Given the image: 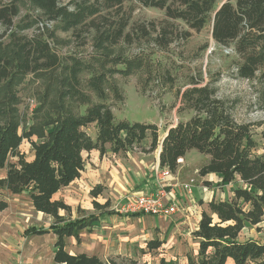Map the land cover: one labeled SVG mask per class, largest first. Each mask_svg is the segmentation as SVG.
<instances>
[{
	"label": "trees",
	"instance_id": "1",
	"mask_svg": "<svg viewBox=\"0 0 264 264\" xmlns=\"http://www.w3.org/2000/svg\"><path fill=\"white\" fill-rule=\"evenodd\" d=\"M18 1L6 0L0 5V169L6 167L4 177H0V212L8 206L1 196V191L7 190L12 194L25 193L34 211L51 216L53 221L47 228H35L33 232H50L55 236L52 261L56 264H149L119 254L105 259L86 253L70 254L65 249L66 238L73 237L79 242L81 232L90 231L100 215L113 210H107L108 200L99 203L93 199L94 212L71 219L70 206L54 198L80 176L84 169L83 152L96 149L104 154L109 149L124 153L149 138L150 151L160 146V167L174 173L177 160L194 149L207 158L198 169L199 176L213 173L222 184H234L229 198L211 199L207 209L201 211L197 228L192 232L198 243L197 252L186 256L187 264H226L229 259L233 264H264V241L241 236L245 227L258 230V225L264 223V151L254 152L256 143L250 137L251 124L238 122L213 87L193 80L181 93L182 107L192 115L168 127L160 144L156 124L114 121L106 102L109 83L103 71L85 82L97 99L91 103L90 97L80 89L79 75L87 66L77 58L60 64L58 55L44 38L49 22H57L61 30L69 31L89 20L96 27V45L102 46L124 36L132 9L109 29L101 30L93 19L103 11L121 9L124 2L137 3L163 11L166 24L154 28L161 46L170 41L168 31L178 29L175 24L169 30L168 25H173L169 21H180L186 26L178 30L183 38L191 30L199 32L209 26L213 41L231 48L235 54L236 77L261 83L264 82V0H28L40 14H25L16 20ZM34 27L37 32L28 36L25 32ZM58 67L63 70L58 107L61 109L63 99H74L86 104L83 113L60 111L46 132L32 126L19 131L17 85L28 74ZM110 88L119 98L118 88ZM88 125L95 126L94 137L85 131ZM33 136L39 141L33 140ZM261 138L264 143V131ZM23 139L30 144L29 160L18 150ZM10 158L15 161H9ZM101 192L102 186L94 185L89 194L96 198ZM162 243L155 238L148 240L145 247L151 251Z\"/></svg>",
	"mask_w": 264,
	"mask_h": 264
},
{
	"label": "rangeland",
	"instance_id": "2",
	"mask_svg": "<svg viewBox=\"0 0 264 264\" xmlns=\"http://www.w3.org/2000/svg\"><path fill=\"white\" fill-rule=\"evenodd\" d=\"M64 1L67 2V0ZM5 2L6 0H0V5ZM17 5L16 20L25 14L32 16L40 14V11L34 8L28 0H19ZM130 7L132 12L128 26L124 29V36L103 43L102 46L96 45V27L91 25L89 20L75 30L69 31L61 30L57 22L48 23L44 38L58 55L60 64H68L70 58H77L87 66V69L79 75L81 92L90 97L91 103L97 102L94 93L87 88L85 82L91 75L105 72L108 78L107 83H109L106 89L108 95L106 102L111 107L114 121L154 123L157 125L161 139L168 127L192 115L191 111L182 107L181 93L191 85L193 80L199 81L200 85L207 84L215 89L216 95L225 101L226 107L231 109L238 122L251 124L250 137L256 143L253 149L255 153L261 154L264 151L263 138H261L262 131H264V82L253 83L236 77L235 54L231 48L219 46L213 41L209 26L199 32L191 30L190 35L183 38L178 30L186 29V26L180 21H169L173 23L172 27L168 25L169 30L173 29L175 24H178V29L168 31L167 38L170 41L167 45L161 46L157 41V31H154L155 27L166 24V17L161 10L124 2L121 9L103 11L92 22L101 30L109 29L118 20L128 15ZM35 28L25 33L32 36L37 32ZM140 28L144 31L141 32ZM61 68L28 74L17 85L16 113L19 131L27 130L32 126L33 128H44L46 132L52 126L49 123L59 115L60 111L83 113L86 104H81L74 99L65 98L63 108L58 107L61 103L58 100L61 84L59 81L63 75ZM112 70L114 73L111 74ZM110 86L118 88L119 98L114 96ZM85 131L90 136H95V126L88 125ZM33 140L39 141L35 136ZM149 142L150 139L146 138L139 146L118 154L124 167L131 174L148 175L152 166L155 165V156L159 146L150 151ZM18 150L25 154L26 159L31 158L30 144L26 139H23ZM110 153L112 152L108 149L103 158L105 161L112 160ZM82 157L84 169L79 176V180L80 178L82 180L61 189L54 195L55 199H61L71 205V219L94 212L93 199L99 203L108 200L112 208L120 204L119 199L110 195L105 185L94 184L90 181L87 173L91 168L96 167L94 153L83 152ZM206 160L205 156L192 149L177 161L178 166L175 172L178 173L180 180L191 181V185L194 184L197 187L205 185L209 190L214 191L215 195L211 199L229 198L232 195L234 184H222L220 180L212 179L210 175L203 177L205 179L198 175L199 167ZM9 161H15V158H10ZM137 168L140 171L135 172L140 173H132ZM5 172L6 167L0 169V177H4ZM84 182L91 188L94 185H101V194L93 198L89 194L91 188L87 192ZM205 182H210V184L206 185ZM1 196L8 206L0 212V264H56L49 261L54 251V235L50 232L43 234L33 232L35 228H47L53 221L52 217L34 211L25 193L12 194L7 190H2ZM194 198L197 199L195 196ZM198 202H202L201 199H198ZM60 214H64L63 211H60ZM151 218L152 216L148 217V219ZM119 222H121L120 227L124 229L122 233L134 234V241L130 242L131 245L127 251L141 262L187 264L186 256L197 252L198 243L192 237L196 226L194 220L177 225L175 230L170 229L162 236L163 239H159V229L145 230L136 220L124 218ZM99 225L100 222L96 223L90 232L83 231L79 242H76L75 238L71 239V242L72 245H77L79 251L97 252L105 259L114 255L110 253L109 246L101 243L91 233L98 231ZM258 226L260 228L258 230L252 226L245 227L241 236L264 241V223ZM173 231L175 233L173 243H171L169 236ZM155 238L163 240V244L157 249L148 251L145 247L146 242ZM226 264L231 263L227 261Z\"/></svg>",
	"mask_w": 264,
	"mask_h": 264
},
{
	"label": "crops",
	"instance_id": "3",
	"mask_svg": "<svg viewBox=\"0 0 264 264\" xmlns=\"http://www.w3.org/2000/svg\"><path fill=\"white\" fill-rule=\"evenodd\" d=\"M88 152L94 153L96 157V161H94L96 167L91 168V170L87 173V175L90 177V181H92L94 184L105 185L110 195H112L115 199H119L118 203H120L116 208H112L109 206L107 210H113V213H105L103 215H100L98 220L93 224L91 228L93 230L94 225L100 222L99 225L100 227L97 229L98 231H92L91 233H93V236L96 237V239L100 240L101 243H104L106 244V246H109L110 248L109 251L113 255L119 254L125 256H132L131 252L127 251V248L129 250V246L131 245L130 242L134 241V237H133L134 234L131 235V233L130 234L122 233L124 229L120 227L121 222L119 221L124 220V218L136 220L145 230H150L152 228L159 229L160 231L158 233L160 235L159 239H163L162 236L165 235L166 232L170 231V229L175 230L177 228V225L189 223L191 220L195 221L196 224L195 229H196L198 221L201 216V211L206 210L207 202L210 201L211 198H213L215 195L214 194L215 192L209 190L205 185H203L204 187L203 186L197 187L194 184H192L190 194H186V192L179 187L176 189L175 195H176V201L179 204V209L176 213L170 216L160 217V216H153L143 213H139L137 215H129L126 212L121 213L123 212L121 208L126 203L127 198L135 197L136 195H140V194H149L156 189L157 181L154 175V168L158 164V152L155 156L156 163L154 166H152L148 175L131 174L130 171L124 167L123 161H121L119 158L118 154L121 152L113 153L111 151L112 152L110 153V156L112 158L111 161H105L103 159L106 155V152L104 154H100L99 151L96 149H92ZM85 153H87V151ZM135 171H140L139 168L135 169L134 172L132 173H140ZM172 175H173L172 178L166 181L167 183L173 182L174 180H178L180 183L187 182L180 180L177 172L172 173ZM207 175L213 177L212 179L216 178L217 181L220 180V178L213 173ZM202 179L205 178L202 177ZM80 180L82 179L80 178ZM80 180L78 177L64 188L69 187L75 182L79 183ZM84 184L86 185V191L88 192L91 187H89L86 182H84ZM194 196L197 199H195ZM198 199H201L202 202H198ZM68 205L71 206L70 204ZM149 216H152V218L148 219ZM102 217L105 218L102 219ZM174 233L175 231H173V233L169 236L171 243H173ZM146 234L148 235V233ZM71 239L74 238L73 237L66 238V246H65L66 251H68L70 254L86 253L83 251H79L76 244L72 245ZM67 243H70L71 245L69 244L67 245ZM86 254L96 255L102 258V255L98 254L97 252L86 253ZM49 261H52V259H50ZM228 261L229 263L233 264L230 259Z\"/></svg>",
	"mask_w": 264,
	"mask_h": 264
},
{
	"label": "built area",
	"instance_id": "4",
	"mask_svg": "<svg viewBox=\"0 0 264 264\" xmlns=\"http://www.w3.org/2000/svg\"><path fill=\"white\" fill-rule=\"evenodd\" d=\"M154 175L157 181L156 189L149 194H140L127 198L126 203L121 208L123 211L139 212L160 217H167L178 211L179 204L176 201V189L179 187L186 194H190L191 181L180 183L178 180H174L167 183L166 181L173 176L172 172L167 167H160L158 164L154 168Z\"/></svg>",
	"mask_w": 264,
	"mask_h": 264
},
{
	"label": "water",
	"instance_id": "5",
	"mask_svg": "<svg viewBox=\"0 0 264 264\" xmlns=\"http://www.w3.org/2000/svg\"><path fill=\"white\" fill-rule=\"evenodd\" d=\"M165 135H166V133L162 136L161 141H160V144L163 141V138H164ZM159 152H160V146H159V149H158V154H159Z\"/></svg>",
	"mask_w": 264,
	"mask_h": 264
}]
</instances>
